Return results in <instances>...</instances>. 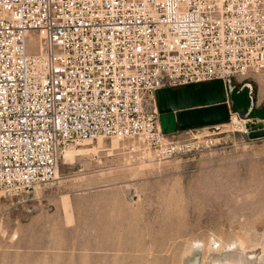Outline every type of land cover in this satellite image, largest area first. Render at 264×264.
<instances>
[{
  "label": "built area",
  "instance_id": "2783aa9c",
  "mask_svg": "<svg viewBox=\"0 0 264 264\" xmlns=\"http://www.w3.org/2000/svg\"><path fill=\"white\" fill-rule=\"evenodd\" d=\"M263 69L264 0H0V192L47 184L66 147L99 138L191 155L156 93Z\"/></svg>",
  "mask_w": 264,
  "mask_h": 264
},
{
  "label": "rangeland",
  "instance_id": "374dc122",
  "mask_svg": "<svg viewBox=\"0 0 264 264\" xmlns=\"http://www.w3.org/2000/svg\"><path fill=\"white\" fill-rule=\"evenodd\" d=\"M243 84L264 110V69L230 83ZM230 111L246 132L230 118L168 137L199 143L186 157L117 139L66 147L92 151L62 155L56 176L28 194L0 192V264H185L191 244L195 264H209L204 248L227 246L264 264V137L251 136L264 118Z\"/></svg>",
  "mask_w": 264,
  "mask_h": 264
},
{
  "label": "water",
  "instance_id": "95a60500",
  "mask_svg": "<svg viewBox=\"0 0 264 264\" xmlns=\"http://www.w3.org/2000/svg\"><path fill=\"white\" fill-rule=\"evenodd\" d=\"M228 84L229 82H226L224 88L220 81L212 82L210 86L213 92L203 94L202 97H199V93L194 90L193 86L176 91H158L156 102L161 132L169 135L175 131H187L227 123L230 120L231 105L236 108L238 117H251L248 116L249 113H246L250 109L246 98V85L235 91L228 89ZM251 134L252 138L264 137V130Z\"/></svg>",
  "mask_w": 264,
  "mask_h": 264
},
{
  "label": "bare ground",
  "instance_id": "6f19581e",
  "mask_svg": "<svg viewBox=\"0 0 264 264\" xmlns=\"http://www.w3.org/2000/svg\"><path fill=\"white\" fill-rule=\"evenodd\" d=\"M202 97V96H199ZM203 99V98H201ZM245 123V121H239L235 116H233L230 120V124L234 125L236 129H239L241 132H245V128L243 127V124ZM101 139V138H99ZM97 139V141L99 140ZM89 142V141H88ZM205 145H209L211 144L210 141L205 140L204 142ZM88 151H92V149L90 148H86V149H80L77 151H72V150H65L63 152V157L64 158H68L71 156H74L76 154H82V152H88ZM96 151V150H95ZM56 176V173H55ZM240 243V242H239ZM243 244V243H242ZM203 245V244H202ZM189 249L187 250V252H185L186 254V259H185V264H195L194 261V249L196 246L194 245H189ZM236 248H241L240 245H234ZM200 247H197V249H199ZM231 248L230 246L225 247L222 250H218L214 247L212 248H204V260L207 259L209 264H247V260L245 258V255H241L239 253H232L230 252L228 249ZM202 249V248H201ZM200 250V249H199ZM198 251V250H197ZM244 251V250H243ZM237 252V251H236ZM202 253V252H201ZM244 253V252H243Z\"/></svg>",
  "mask_w": 264,
  "mask_h": 264
},
{
  "label": "trees",
  "instance_id": "16d2710c",
  "mask_svg": "<svg viewBox=\"0 0 264 264\" xmlns=\"http://www.w3.org/2000/svg\"><path fill=\"white\" fill-rule=\"evenodd\" d=\"M246 85V88H247V93H248V96H247V101L248 102H250V105H252L251 104V100H252V98H251V88H250V85L249 84H245ZM221 86V85H220ZM204 87H208L209 88V86H193V88H194V90L197 92V93H199V96H203V94L202 93H200L202 90H204ZM228 89H230V90H235V91H238V90H240V89H238L237 87H232L231 85H230V83L228 84ZM231 110L234 112V113H236V108L233 106V105H231ZM248 116H251L252 118H264V110H255V109H252V106L250 107V112H249V114H248Z\"/></svg>",
  "mask_w": 264,
  "mask_h": 264
},
{
  "label": "crops",
  "instance_id": "0c3cea01",
  "mask_svg": "<svg viewBox=\"0 0 264 264\" xmlns=\"http://www.w3.org/2000/svg\"><path fill=\"white\" fill-rule=\"evenodd\" d=\"M209 87H211V86H209ZM183 88H185V87H183ZM179 89H182V88H179ZM179 89H173V90H171V91H176V90H179ZM241 89V88H240ZM220 90L222 91V93H223V89L220 87ZM246 96H248V93H247V95Z\"/></svg>",
  "mask_w": 264,
  "mask_h": 264
},
{
  "label": "flooded vegetation",
  "instance_id": "af4514ba",
  "mask_svg": "<svg viewBox=\"0 0 264 264\" xmlns=\"http://www.w3.org/2000/svg\"><path fill=\"white\" fill-rule=\"evenodd\" d=\"M244 86V84L241 86V87H243ZM247 98V97H246ZM248 102V101H247ZM248 104H250V102H248ZM250 108V107H249Z\"/></svg>",
  "mask_w": 264,
  "mask_h": 264
}]
</instances>
